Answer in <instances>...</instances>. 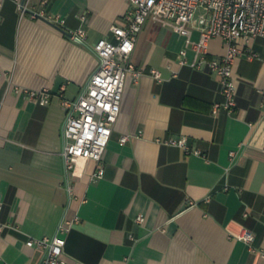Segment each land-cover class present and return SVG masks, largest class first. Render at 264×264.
Wrapping results in <instances>:
<instances>
[{"label":"crops","instance_id":"obj_1","mask_svg":"<svg viewBox=\"0 0 264 264\" xmlns=\"http://www.w3.org/2000/svg\"><path fill=\"white\" fill-rule=\"evenodd\" d=\"M23 1L0 0L2 260L41 264L44 249L28 240L58 234L69 264H264V37L241 41L238 105L214 113L225 99L219 76L206 62L193 66L187 37L151 18L130 57L144 73H127L103 160L79 157L67 169L63 101L87 85L99 67L94 44L116 40L111 28L131 3L26 0V10ZM79 28L86 39L71 35ZM200 37L194 22L192 39ZM226 53L225 41L211 40L209 59ZM17 87L52 95L41 104ZM180 139L189 149L170 143ZM246 229L251 244L239 238Z\"/></svg>","mask_w":264,"mask_h":264},{"label":"built area","instance_id":"obj_2","mask_svg":"<svg viewBox=\"0 0 264 264\" xmlns=\"http://www.w3.org/2000/svg\"><path fill=\"white\" fill-rule=\"evenodd\" d=\"M130 3L125 23L115 24L111 28L116 40L102 38L93 46L99 58L98 69L77 98L63 101L67 111L63 150L67 169L74 168L75 160L79 157L98 162L103 160L121 113L127 73L132 72L136 80L144 73L131 62L130 57L136 48L138 36L151 18L187 37L188 46H192L196 52L193 66L200 67L206 62L219 76L225 99L214 104V113L222 108L233 112L238 105L233 66L236 57L242 53L241 41L264 37V0H130ZM49 18L65 22L60 15H50ZM194 22H197L201 32L199 41L192 39ZM71 35L86 39L87 31L79 28L71 31ZM214 38L225 41L227 53L222 58L209 59L210 42ZM181 55V63L187 64V50L184 49ZM152 72L156 78H161L160 71L153 69ZM16 90L41 104H48L52 95L49 89L17 87ZM129 138L130 135H124L121 141L126 142ZM170 143L189 149L186 139ZM231 154L235 156L236 153L233 151ZM104 173V168L100 167L94 177H102ZM69 190L72 192L71 186ZM2 208L0 203V215ZM138 220L143 221L144 216H139ZM78 221V216L68 219L61 223L60 230L69 231ZM3 228L4 225L0 223V230ZM239 238L251 244L255 240V233L246 229ZM27 244L44 249L41 264H69L63 258L66 244L63 236L32 237ZM0 264L10 263L0 257Z\"/></svg>","mask_w":264,"mask_h":264},{"label":"water","instance_id":"obj_3","mask_svg":"<svg viewBox=\"0 0 264 264\" xmlns=\"http://www.w3.org/2000/svg\"><path fill=\"white\" fill-rule=\"evenodd\" d=\"M22 8L28 10V9H27V6H26V0L23 1ZM32 12H34V11H32Z\"/></svg>","mask_w":264,"mask_h":264}]
</instances>
